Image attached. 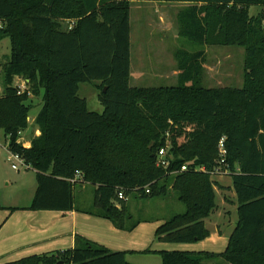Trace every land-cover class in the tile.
Segmentation results:
<instances>
[{"label":"trees","instance_id":"trees-1","mask_svg":"<svg viewBox=\"0 0 264 264\" xmlns=\"http://www.w3.org/2000/svg\"><path fill=\"white\" fill-rule=\"evenodd\" d=\"M133 1L146 0H0V41L10 42L0 65V130L7 150L36 172L27 208L72 210L71 179L79 173L95 186L93 214L131 231L142 219L134 220L128 196L164 197L170 186L185 209L154 239L194 243L209 236L204 219L216 208L218 186L210 171L220 167L237 204L225 249L143 253H156L161 264H264V11L249 13L251 6L263 9L264 0H153L188 4L177 17L189 42L244 49L242 86L214 88L201 83L203 49L179 54L175 86L129 85ZM15 77L27 81L24 88ZM84 83L95 85L101 113L78 95ZM41 92L34 120L40 134L24 147L18 139L28 127L30 95ZM222 137L224 158L217 150ZM163 147L166 168L156 165ZM125 256L76 236L69 249L5 264H131Z\"/></svg>","mask_w":264,"mask_h":264},{"label":"rangeland","instance_id":"rangeland-1","mask_svg":"<svg viewBox=\"0 0 264 264\" xmlns=\"http://www.w3.org/2000/svg\"><path fill=\"white\" fill-rule=\"evenodd\" d=\"M187 5L182 2H159L153 0L133 1L130 3V86H175L180 73L179 59L181 53H191L202 49L205 53V58L202 60L203 73L201 83L203 86L212 88L242 86L244 67V49L242 47L199 46L179 35L177 15ZM261 10L264 11V8L251 6L249 13L257 14ZM9 55L10 42L8 38H4L0 41V65L7 60L6 56L8 57ZM143 55L146 58L145 62L142 61ZM139 76L142 77L139 79ZM3 90L4 86L0 70V96ZM78 95L86 100L89 111L98 113L103 111V107L97 99V91L92 84H80ZM41 98L42 92L39 96H36L37 101L29 112V120L41 107ZM25 132L31 133L29 124ZM8 157H10V154L6 150L4 135L0 130V204L3 209L17 206L14 204L20 199H16V197L22 193V182L17 181L21 174L27 172L21 164H18L13 158L8 160ZM13 162L17 163L18 170L11 168V163ZM227 176L229 175L225 174L224 178H227ZM211 178L214 180L216 176L212 175ZM223 199H225V206L221 213L223 214L224 210L230 212L220 217L215 212L211 215L210 220H205V224L209 228L211 226L215 228L219 226L223 231H230L236 222V213L232 207L236 201L233 191L229 188L219 191L215 197L216 203L219 205ZM126 203L133 213L134 220L151 218L154 221L161 220L163 222L175 214L183 213L185 209L184 205L177 200L176 194L170 186L167 188V194L164 197L138 198L131 194L128 196ZM91 208L95 209L94 207ZM222 234L225 237L227 233ZM226 241L227 239L225 241L221 240L213 249H207L214 253L222 252L226 246ZM171 244L176 245L179 243ZM181 244L185 245L186 243ZM144 257H146V259L142 260L144 264H160V257L156 254L155 256ZM220 263L228 264L222 261Z\"/></svg>","mask_w":264,"mask_h":264},{"label":"crops","instance_id":"crops-1","mask_svg":"<svg viewBox=\"0 0 264 264\" xmlns=\"http://www.w3.org/2000/svg\"><path fill=\"white\" fill-rule=\"evenodd\" d=\"M145 60V55H143L142 61L145 62ZM141 77L139 76V79ZM26 82L20 77H15L13 80V84L20 88H24ZM93 87L96 90L95 85ZM30 100L32 107L35 106L36 96L31 95ZM37 113L32 115L30 120L28 118L31 133L28 134L24 130L18 139L24 147H29L32 139L40 134L38 126L34 123ZM5 139L4 136V142L6 143ZM7 152L9 153L8 150ZM22 166L27 172L21 174L17 181L22 182V193L16 197V199H20L14 204L17 205L14 206L16 210L0 209V264L34 255L50 254L69 249L74 246L76 236H81L112 251L125 252V259L131 264H144L142 262V260L146 259L144 256H155L156 254L153 252L143 253L145 250L158 252L182 251L184 249L183 251L211 252L208 249H213L221 240H228L230 233L234 229L233 227L230 231H223L219 226L216 228L211 226L209 228L205 224L206 229L209 231V236L201 241L186 243L191 245L181 243L172 245L171 243L166 244L155 241V230L164 222H161V220L154 221L151 218H146L142 219L131 231L119 230L109 220L93 214L95 210L91 207H93L95 186L78 179L73 185L74 208L72 210L65 212L58 210H30L27 207L31 204L35 194L37 186L36 172L29 166ZM16 170H18V167ZM214 181L218 185L215 186L216 196L222 189H231L229 176L224 178V175H218L214 178ZM224 202L225 199L221 200L219 205L216 203L215 210L208 218L204 219V223L205 220H210L211 215L215 212L219 217L230 212L224 210V215L221 213L225 206ZM232 207L236 213V202H234ZM130 212L133 216L131 210ZM235 219L237 220V215ZM223 223L225 224V222ZM222 233L227 234L224 237Z\"/></svg>","mask_w":264,"mask_h":264},{"label":"built area","instance_id":"built-area-1","mask_svg":"<svg viewBox=\"0 0 264 264\" xmlns=\"http://www.w3.org/2000/svg\"><path fill=\"white\" fill-rule=\"evenodd\" d=\"M168 136V134H167ZM169 141H167L166 143L168 144ZM217 150L219 152V155L221 156V158H224V155H225V138L222 137L218 144H217ZM10 154V157H8V160H11V158H13L16 162H18V164H22L24 166H27L22 157L19 156L18 154L16 153H11L9 152ZM221 161L223 162V159H221ZM16 162H13L11 163V168L12 169H17V163ZM156 165L157 166H161L163 168H166L168 167L169 165V160L166 159V147L164 148H160L157 152V158H156ZM186 169V166H182L181 167V170H185ZM200 170L202 171H205L204 168H200ZM210 174L213 175V176H218V175H225V174H228V170L226 169H221L220 167H216L214 168L213 170L210 171ZM76 179L80 180L81 179V175L79 173H76L75 174V177L71 179V182H76ZM81 181V180H80ZM145 191L148 193V189L146 188ZM118 198L121 199V200H126V197L124 196V194L122 192H119L118 193Z\"/></svg>","mask_w":264,"mask_h":264}]
</instances>
